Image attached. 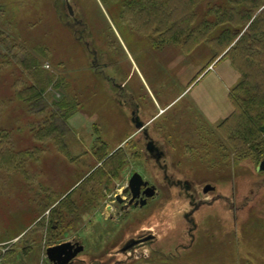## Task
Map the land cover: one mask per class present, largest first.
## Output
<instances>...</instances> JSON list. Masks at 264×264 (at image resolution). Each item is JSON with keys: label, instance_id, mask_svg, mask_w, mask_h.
I'll return each instance as SVG.
<instances>
[{"label": "rangeland", "instance_id": "rangeland-1", "mask_svg": "<svg viewBox=\"0 0 264 264\" xmlns=\"http://www.w3.org/2000/svg\"><path fill=\"white\" fill-rule=\"evenodd\" d=\"M141 1L0 0V131L19 161L0 166V264H53L64 242L84 246L70 264H264V153L237 160L218 130L242 74L226 51L167 41ZM30 62L44 103L16 97ZM118 149L114 177L101 158ZM135 172L157 195L121 214Z\"/></svg>", "mask_w": 264, "mask_h": 264}, {"label": "trees", "instance_id": "trees-1", "mask_svg": "<svg viewBox=\"0 0 264 264\" xmlns=\"http://www.w3.org/2000/svg\"><path fill=\"white\" fill-rule=\"evenodd\" d=\"M171 1L142 0L136 13L142 14L150 27L157 26L167 41L180 44L185 50L207 44L216 51L215 58L226 51L221 59H229L242 79L233 91L235 110L218 130L236 148L237 160L263 154L264 0H218L203 13L199 8L205 0H177L176 6ZM199 13L202 18L198 20ZM23 66L32 79H26L25 89L16 91V97L30 104L44 103L48 83L36 79V62ZM18 86L16 82L14 87ZM47 126L53 128L52 124ZM101 160L112 167L111 172H106L117 177L127 164L128 152L118 149L110 156L103 155ZM17 162L10 141L0 131V166L15 169Z\"/></svg>", "mask_w": 264, "mask_h": 264}, {"label": "water", "instance_id": "water-1", "mask_svg": "<svg viewBox=\"0 0 264 264\" xmlns=\"http://www.w3.org/2000/svg\"><path fill=\"white\" fill-rule=\"evenodd\" d=\"M143 126V123L138 125V128L140 129ZM259 170H264V160L259 165ZM149 185L148 182H146L141 174L136 173L132 176L129 187L124 189L123 193L128 192L129 190L132 191V201H135L137 199L141 198V189L142 187H147ZM214 187L208 185L205 188V192H209L210 190H213ZM144 194L147 195V197H153L155 195V190L153 187H148V189L144 192ZM142 204L146 203V200L142 201ZM139 241H133L131 242L126 249L136 245ZM84 250V246L73 242H64L52 247H49L47 249V256L49 260L53 264H70L74 258L77 257L79 253H81Z\"/></svg>", "mask_w": 264, "mask_h": 264}, {"label": "flooded vegetation", "instance_id": "flooded-vegetation-1", "mask_svg": "<svg viewBox=\"0 0 264 264\" xmlns=\"http://www.w3.org/2000/svg\"><path fill=\"white\" fill-rule=\"evenodd\" d=\"M129 101H131L130 102V109H131L132 122H134V124L137 126V125H139V124L142 123V121H141V119L139 117L140 107L136 106V104H132L133 98L131 99V97H130L129 98ZM146 135H149V134L147 133ZM148 149H149V151H151V153L153 152V154H156V153H157V155L160 154L158 152V149H160V147L157 146V145H155L154 143H151L150 142L149 145H148ZM149 186L154 187V190H155V195L152 198H149V197H147L146 194H144V192L148 189V186L147 187H142V189H141V198L140 199H137V200H135L133 202H131L132 201V195H133V193H132L131 190H129L126 193H123L122 192V194L125 195V196H127V197H124L123 198L120 195L117 196L116 199H117L118 203L120 204V209L122 211L121 214H125V213L126 214H130L131 209H137L138 208V209H141L142 210L143 208L147 207V205L149 204L150 200H152L157 195L156 186L155 185H152L151 183L149 184ZM128 187H129V182L124 187V189H126ZM215 190H216V188H214L213 190H210L209 192H212V191H215ZM204 192H205V188H204ZM144 200H146V203L145 204H142L143 203L142 201H144ZM198 207H199V205H198ZM142 240L145 241L144 239H140L138 241H142Z\"/></svg>", "mask_w": 264, "mask_h": 264}, {"label": "crops", "instance_id": "crops-1", "mask_svg": "<svg viewBox=\"0 0 264 264\" xmlns=\"http://www.w3.org/2000/svg\"><path fill=\"white\" fill-rule=\"evenodd\" d=\"M145 110L141 108V113L144 112ZM144 120V118H142ZM144 122L148 123L147 121L144 120ZM209 185V184H208Z\"/></svg>", "mask_w": 264, "mask_h": 264}, {"label": "bare ground", "instance_id": "bare-ground-1", "mask_svg": "<svg viewBox=\"0 0 264 264\" xmlns=\"http://www.w3.org/2000/svg\"><path fill=\"white\" fill-rule=\"evenodd\" d=\"M163 111V110H162ZM129 118V120H131V122H132V117H128Z\"/></svg>", "mask_w": 264, "mask_h": 264}]
</instances>
